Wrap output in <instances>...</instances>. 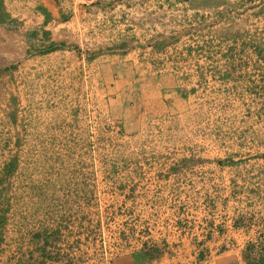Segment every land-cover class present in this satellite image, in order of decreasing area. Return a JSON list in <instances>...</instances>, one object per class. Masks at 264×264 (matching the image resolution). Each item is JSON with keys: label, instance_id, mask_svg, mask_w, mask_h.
I'll return each mask as SVG.
<instances>
[{"label": "rangeland", "instance_id": "rangeland-1", "mask_svg": "<svg viewBox=\"0 0 264 264\" xmlns=\"http://www.w3.org/2000/svg\"><path fill=\"white\" fill-rule=\"evenodd\" d=\"M115 3L96 33L92 20L84 38L72 27L64 41L35 30L30 37L45 42L32 43L33 59L2 64L0 264H62L61 250L66 264L84 262L93 235L113 256L168 251L181 245V234L202 238L206 219L233 212L244 215L250 236L246 264H264V0ZM8 14L0 0V24ZM106 55L131 57L142 87L169 94L167 106L181 115L152 123L146 147L145 138L105 117L107 90L95 59ZM175 153L191 157V169L182 162L167 169L161 159ZM146 186L160 202L143 201ZM144 204L154 226L137 227L147 223L137 211ZM189 204V218L174 214ZM184 220L193 225L182 228Z\"/></svg>", "mask_w": 264, "mask_h": 264}, {"label": "crops", "instance_id": "crops-1", "mask_svg": "<svg viewBox=\"0 0 264 264\" xmlns=\"http://www.w3.org/2000/svg\"><path fill=\"white\" fill-rule=\"evenodd\" d=\"M110 1L111 0H4L9 14L5 19V23L0 24V73L2 64L15 62L14 60L29 61L33 59L31 56L34 54H28L30 47H32V43L35 41L45 42L44 39L41 40L40 38L35 39L30 37L35 30L41 33H44V30H46L50 33L51 38H58L64 41L63 34L72 27L76 37L79 36L80 38H84L86 22L92 20L96 22V24H93L94 29H92L93 33H96V29L98 30L96 26L99 27V21H107V23H109ZM126 1L132 5L141 4V0ZM112 4H116L115 0H112ZM101 6L108 9L105 10L104 8H100ZM117 16L119 15L117 14ZM17 21L23 22V29H16L14 28L16 26H12L13 22ZM29 28L32 30L29 31ZM87 29L88 31L90 30L89 28ZM23 32H25L27 36L19 34ZM82 46L83 44H78L77 47ZM60 51H62L60 48H56L54 53H60ZM110 56L106 55L102 57V60L98 58L95 59L101 73L100 78L103 80L107 90L105 117L111 116L116 118L117 121L121 123L124 132L128 134H137L139 137L145 138L146 140L143 141L142 145L146 147V144L150 143L149 141V143L147 142V133L150 132L149 128H154V124L152 123H157L158 119L162 116H169L172 114V117L175 116L177 118L181 115H179L180 113H176L175 110L172 111L167 106L166 100L168 96H170L169 94L163 96L157 90L146 91L145 88L142 87L141 84L143 83L140 82L142 78H136L132 74L133 61L130 60L131 57L117 56L116 58H112ZM113 78L116 80L112 81L111 79ZM109 81H112L114 85V87H112V92L115 95L111 100L110 112ZM158 85H160V83H158ZM166 113L167 115H165ZM185 118L194 120V117H191L189 114H187ZM183 143L185 146H188L186 142ZM191 159V157L175 153V158L164 157L161 159V162L169 163L170 166L167 169L170 168L171 171V169L176 170V165L181 164L180 162L187 165L185 169H191ZM151 163L152 162L148 163V166L144 167L146 169L154 167V164ZM208 164L209 162L205 165L207 172L209 171ZM164 171L167 173L166 170ZM187 180L190 181L192 179L189 177ZM145 184L146 182H144V185ZM189 187L192 186L189 185ZM164 189L165 188L160 187L153 191L157 193L156 195H161V191H164ZM174 189L175 187L173 190ZM150 190L151 189H148L147 186L145 188H139L140 193L144 195L143 201L149 204L154 203V200L160 202L161 196L156 197L151 195ZM179 193H182V191ZM184 193L189 195L190 198H193L192 189H185ZM209 195L210 194H208L207 199L208 197H212ZM184 202V204H187L188 200ZM190 203L193 204V200ZM191 204L185 208H176L174 214L181 215L183 218H189L187 212H189V210L193 211L194 207ZM157 207L160 208L159 205H157ZM131 211L135 212L134 209L127 207V213L129 214ZM137 211L139 212V217L147 221L145 224L144 222L142 224L139 222L140 225L137 227H144V225L154 226V224L152 225L149 222L152 213H149L146 204L142 205ZM147 212L149 216L146 215ZM229 217L231 219H225V216H222L221 220L215 222L206 219L207 222L205 224L203 223L202 228L206 227L209 230L201 231L203 235L202 238L198 236V233H193L189 237L181 234L182 236L175 241V243L179 242L181 245L177 248L171 247L168 251L160 249H143L134 252L122 251L113 256L112 254L109 255L108 250L102 244L98 248V242H95L97 241V237L93 235L90 236L92 240L89 239L86 242L87 245L82 244L86 247V253L89 258L84 260V262L74 259L75 263L72 261L70 264H98L99 260H101L100 264H246L243 258V251L250 236L245 234L243 231L244 228L241 226L245 222L244 215L237 219L238 217L235 216V212H233V215L230 213ZM182 223V228L193 225L190 221L186 220ZM127 224L133 225L131 219H129ZM216 229L220 232H216ZM256 237L257 240H261L259 242H262L261 238L263 237ZM257 240L253 241L257 242ZM58 256L59 258L62 256L59 262L66 264L65 251L61 250L58 252L55 257L57 258Z\"/></svg>", "mask_w": 264, "mask_h": 264}, {"label": "built area", "instance_id": "built-area-1", "mask_svg": "<svg viewBox=\"0 0 264 264\" xmlns=\"http://www.w3.org/2000/svg\"><path fill=\"white\" fill-rule=\"evenodd\" d=\"M156 211L158 212V213H160L161 214V212H159V209H156ZM160 211H161V209H160ZM166 213V212H165Z\"/></svg>", "mask_w": 264, "mask_h": 264}]
</instances>
